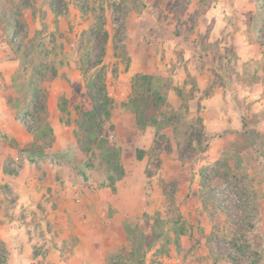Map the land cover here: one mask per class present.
I'll return each mask as SVG.
<instances>
[{"label": "rangeland", "instance_id": "rangeland-1", "mask_svg": "<svg viewBox=\"0 0 264 264\" xmlns=\"http://www.w3.org/2000/svg\"><path fill=\"white\" fill-rule=\"evenodd\" d=\"M65 1V14L56 16L43 0H0V141L17 149L11 135H31L22 150L42 154L30 158L37 167L47 162L58 179L68 164L81 182L93 181L99 191L116 194V207L104 213L117 214L124 230L138 225L144 231L152 246L143 264H248L231 240L243 223L242 208L250 201L254 229L245 236L264 249V66L253 71L243 65L241 74L233 77L245 92H234L231 100L223 94L211 99L215 87H227L223 72L231 71L230 33L225 43H207L205 29L196 37L186 36L199 73L187 74L183 85L173 84L180 80L173 57L182 53L171 44L200 25L205 3ZM250 2L255 40L264 48V8L257 0ZM145 50L152 56L149 64L162 68L152 74L165 97L158 117L165 134L160 149L155 148V127H136L125 105L132 75L140 72L139 64L145 66ZM262 59L264 65V54ZM100 76L113 98L111 117L100 121V135L89 142L83 112L99 101ZM63 100L65 112L58 108ZM224 112L226 119L219 117ZM225 120L230 125L223 126ZM212 121L220 125L212 126ZM4 122L6 133L1 131ZM99 138L120 149L124 175L114 190L108 175L116 173L95 145ZM102 196L108 197V192ZM181 225L185 234L177 235ZM126 245L125 237L117 249ZM43 260L67 263L54 257Z\"/></svg>", "mask_w": 264, "mask_h": 264}, {"label": "crops", "instance_id": "crops-1", "mask_svg": "<svg viewBox=\"0 0 264 264\" xmlns=\"http://www.w3.org/2000/svg\"><path fill=\"white\" fill-rule=\"evenodd\" d=\"M185 1L189 6L205 3L206 8L197 20L200 25L197 24V28L189 33H181L176 46L171 44L182 53L173 57L174 71L180 78L173 84L183 85L187 74L199 73L192 65L190 53L193 49L186 36L196 37L206 30V42L214 43L223 41L230 33L235 62L230 72H223L227 87H215L211 99L224 95L225 99L231 100L234 92L246 91L233 78L241 74L243 65L253 71L264 66L261 64L264 48L255 40L254 14H248L252 4L248 3L249 0ZM224 43L220 45H226ZM168 45L167 42L164 47ZM150 58V52L145 50V66L139 64V71L156 75L157 70L162 68L149 64ZM154 62L157 64L158 61ZM259 73L262 74V71ZM219 117L226 119L227 114L224 112ZM227 122L225 120L223 126L230 125ZM211 125L218 127L220 124L212 121ZM6 128L7 123L4 122L1 131L6 133ZM11 136L18 141L19 149L0 141V259L4 260V264H45L43 259L53 257L66 264L69 261L74 264H107V253L116 251L126 234L124 224L117 220V214L108 217L104 213V209L116 207L113 200L116 194L110 190L99 191L93 187V181L81 182L74 172H70L68 164L62 169L66 174L61 173L60 178H55L57 174L47 162L41 161L37 167L22 150L25 143L32 140L31 135L24 139L20 134ZM106 192L108 197L103 198ZM39 251L42 255H36Z\"/></svg>", "mask_w": 264, "mask_h": 264}, {"label": "trees", "instance_id": "trees-1", "mask_svg": "<svg viewBox=\"0 0 264 264\" xmlns=\"http://www.w3.org/2000/svg\"><path fill=\"white\" fill-rule=\"evenodd\" d=\"M48 4L49 8L54 15L60 16L65 14L67 5L65 0H43ZM258 7L264 8V0H257ZM40 17H44V12H41ZM106 39V35L104 36ZM263 42V41H262ZM264 43V42H263ZM261 45H263L261 43ZM228 59V65L231 67L235 59V53L230 54ZM52 77L55 75L56 70H52ZM155 77L149 73L136 72L131 77V91L130 95L125 102V105L129 106L133 116L134 123L139 129H144L148 126H154L155 131V148L160 149L163 145L162 139L165 138V134L162 132L160 124L161 115L160 108L165 101L163 93L154 85ZM100 86L97 91L99 94V101L95 104L92 109L83 112V131L91 132L88 140L92 142L93 137L100 135L101 120H108L111 117V108L113 104V98L107 93L105 83L103 82L102 76L99 77ZM31 87L29 86V89ZM97 100V99H96ZM65 100L59 105V110L65 112ZM45 125H48L47 123ZM50 132V129L48 130ZM93 131V132H92ZM92 136V138H91ZM36 137V136H35ZM98 148L103 149V155L106 159V163L111 167L112 172L115 175H108L109 186L114 190V185L124 175V168L120 162V149L115 147L106 146V140L99 138L95 144ZM160 147V148H159ZM163 147V146H162ZM28 152L29 158L33 159L32 156L42 157V154ZM136 156L139 159L141 151H136ZM255 209L250 201H246L241 211V222L240 228L237 234H234L231 240L233 248L243 256L248 264H264V249L261 247H255L250 240L245 236V233H251L254 229ZM178 224V223H177ZM186 229L183 225L176 228V234H185ZM125 237L127 241L126 246H121L116 251L107 253L105 262L107 264H143L146 251L152 246L151 241L147 238L144 231L138 225L126 226Z\"/></svg>", "mask_w": 264, "mask_h": 264}, {"label": "built area", "instance_id": "built-area-1", "mask_svg": "<svg viewBox=\"0 0 264 264\" xmlns=\"http://www.w3.org/2000/svg\"><path fill=\"white\" fill-rule=\"evenodd\" d=\"M113 136L112 135H110V138H112Z\"/></svg>", "mask_w": 264, "mask_h": 264}]
</instances>
